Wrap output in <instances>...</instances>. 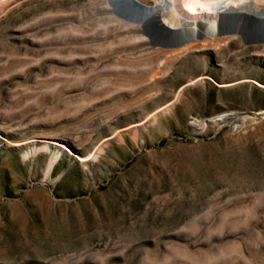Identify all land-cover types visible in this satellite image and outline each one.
<instances>
[{"label":"rangeland","instance_id":"obj_1","mask_svg":"<svg viewBox=\"0 0 264 264\" xmlns=\"http://www.w3.org/2000/svg\"><path fill=\"white\" fill-rule=\"evenodd\" d=\"M241 29L264 0L0 2V264H264Z\"/></svg>","mask_w":264,"mask_h":264},{"label":"water","instance_id":"obj_2","mask_svg":"<svg viewBox=\"0 0 264 264\" xmlns=\"http://www.w3.org/2000/svg\"><path fill=\"white\" fill-rule=\"evenodd\" d=\"M219 31H220V33H232L235 30L233 27H231L229 25H227V26L224 25L220 28ZM240 33H241L243 40L245 42H254V41H263L264 40V34H256L254 36H250V35H248V33L244 29H241ZM150 43L153 45H162L165 42L163 40L150 39Z\"/></svg>","mask_w":264,"mask_h":264},{"label":"bare ground","instance_id":"obj_3","mask_svg":"<svg viewBox=\"0 0 264 264\" xmlns=\"http://www.w3.org/2000/svg\"><path fill=\"white\" fill-rule=\"evenodd\" d=\"M2 1H5V0H0V2H2ZM66 147V146H65ZM44 148H46V147H44ZM67 148V147H66ZM56 158H57V156H56ZM86 158V156H79V159H85ZM53 163V161L51 162V164Z\"/></svg>","mask_w":264,"mask_h":264}]
</instances>
